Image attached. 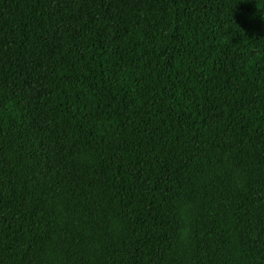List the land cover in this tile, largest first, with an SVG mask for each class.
<instances>
[{
    "label": "trees",
    "instance_id": "trees-1",
    "mask_svg": "<svg viewBox=\"0 0 264 264\" xmlns=\"http://www.w3.org/2000/svg\"><path fill=\"white\" fill-rule=\"evenodd\" d=\"M0 264H264V0H0Z\"/></svg>",
    "mask_w": 264,
    "mask_h": 264
},
{
    "label": "rangeland",
    "instance_id": "rangeland-1",
    "mask_svg": "<svg viewBox=\"0 0 264 264\" xmlns=\"http://www.w3.org/2000/svg\"><path fill=\"white\" fill-rule=\"evenodd\" d=\"M182 228L185 230L184 233L187 231V225L185 224V221L182 224Z\"/></svg>",
    "mask_w": 264,
    "mask_h": 264
}]
</instances>
